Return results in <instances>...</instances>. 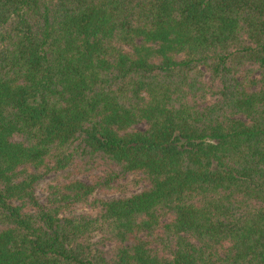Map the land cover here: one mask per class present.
Wrapping results in <instances>:
<instances>
[{
	"label": "trees",
	"instance_id": "obj_1",
	"mask_svg": "<svg viewBox=\"0 0 264 264\" xmlns=\"http://www.w3.org/2000/svg\"><path fill=\"white\" fill-rule=\"evenodd\" d=\"M0 264H264V0H0Z\"/></svg>",
	"mask_w": 264,
	"mask_h": 264
},
{
	"label": "rangeland",
	"instance_id": "obj_2",
	"mask_svg": "<svg viewBox=\"0 0 264 264\" xmlns=\"http://www.w3.org/2000/svg\"><path fill=\"white\" fill-rule=\"evenodd\" d=\"M67 175H68V173L66 171L51 172L50 174H48L46 176V178L43 179L42 182L39 183V185L37 187V192L40 195H42L43 182L48 181V180H52V179H56L57 176H59V179H62V178H64ZM86 176H87L86 174L80 175L81 178L87 180ZM123 182H124V184H126V192H130V191H133V190H138L144 185L143 180L139 179L138 176H131V178L124 179ZM113 194L117 195V194H121V192H116V193H113ZM113 194H106V196L113 195Z\"/></svg>",
	"mask_w": 264,
	"mask_h": 264
}]
</instances>
